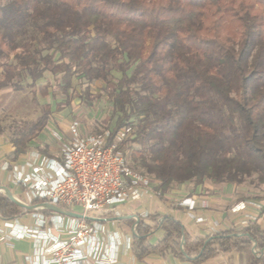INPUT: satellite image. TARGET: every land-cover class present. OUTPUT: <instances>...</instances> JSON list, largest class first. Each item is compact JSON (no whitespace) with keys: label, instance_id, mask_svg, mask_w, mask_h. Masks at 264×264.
I'll return each mask as SVG.
<instances>
[{"label":"trees","instance_id":"1","mask_svg":"<svg viewBox=\"0 0 264 264\" xmlns=\"http://www.w3.org/2000/svg\"><path fill=\"white\" fill-rule=\"evenodd\" d=\"M10 55L14 61H5ZM46 71L59 75L64 92L73 75L105 82L116 113L101 130L110 131L106 146L131 127L118 149L125 155L129 142L139 145L133 156L159 198L187 182L240 184L255 174L264 184V0H0V94L30 89L46 97L47 87L37 85ZM50 115L44 105L21 126L10 161ZM20 211L0 194L3 218ZM158 230L163 237L149 243ZM131 251L193 263L235 253L238 264H264V231L250 221L188 241L173 217L148 215L135 222Z\"/></svg>","mask_w":264,"mask_h":264},{"label":"built area","instance_id":"2","mask_svg":"<svg viewBox=\"0 0 264 264\" xmlns=\"http://www.w3.org/2000/svg\"><path fill=\"white\" fill-rule=\"evenodd\" d=\"M132 132L129 126L120 128L113 143L106 146L109 130L82 134L79 122L72 120L68 138L51 132L59 147L57 157L29 152L25 170L24 166L2 163L1 170L9 175L10 184L22 192L21 198L13 197L25 206L39 207L35 211L22 208L29 224L16 231L13 222L4 223L15 239L33 242L34 254H24L31 264H134L131 237L116 233L107 236L103 223L90 220L93 214L101 215L127 203H139L145 208L149 199L158 194L154 191L155 182L131 169L118 149L121 142L131 138ZM48 205L81 217L44 208ZM180 205L189 211L196 207L190 199ZM248 205L261 209L257 203L241 202L232 211L243 213ZM246 219L257 218L246 215ZM195 221L201 222L202 218L195 216ZM121 248L127 259L110 253Z\"/></svg>","mask_w":264,"mask_h":264},{"label":"crops","instance_id":"3","mask_svg":"<svg viewBox=\"0 0 264 264\" xmlns=\"http://www.w3.org/2000/svg\"><path fill=\"white\" fill-rule=\"evenodd\" d=\"M2 94V93H1ZM70 123V122H69ZM63 127L60 124L58 128L56 125L47 123V128L43 129L40 135L33 140L34 141H45L47 144H56V140L51 135V132H56L64 138H68V125ZM49 124L51 126L49 127ZM49 127V129H48ZM62 132V133H61ZM80 132L83 134L82 126H80ZM49 151L46 148H28L27 151L20 155L15 161H10L8 159L9 154L13 151V146L9 139H6L4 133L0 135V186H5L9 189L12 195L22 197L21 189H18L13 184L9 182V175L7 172L1 170V165L4 161H7L11 166H24L25 160L28 158V153L32 151H38L48 157H57V151ZM25 170V166H24ZM156 184V182H155ZM202 187V186H200ZM197 188V187H196ZM193 189L192 192L187 193L186 197H183L178 202H174L171 197L175 191L174 187H171L162 198L157 195H153L149 201L146 203L145 208L139 203H127L124 205L117 206L114 210L110 212H104L101 215L93 214L90 217L91 221H98L103 223L105 233L107 236L113 234L126 235L133 237V232L135 228V222L137 221L135 217L145 218L146 216L154 215H169L173 217L177 222H179L185 232L188 241H194L196 238H203L207 235H211L221 230H226L228 228L234 227L237 230L245 226L250 219H246V215L256 216L255 222L264 231V205L261 209H255L252 205H248L243 213L233 212V208L236 205H240L241 202L257 203L251 200L238 201L233 203L230 210L225 216L218 208L215 206L216 200H213L212 196L202 193V191ZM154 191L155 187H154ZM1 194V193H0ZM190 199L196 205L195 209L189 211L186 207L180 205V203L185 200ZM189 202V201H188ZM230 203V202H229ZM240 207V206H239ZM22 211V208H21ZM20 213L11 219H5L0 215V264H31L29 260H26L24 254L33 255L35 252V246L30 239H15L9 234V230L4 228V223L6 221L13 222L15 231L22 226L28 225L29 222L25 220V214ZM35 211V210H33ZM146 212V216H144ZM195 216L202 218L201 222L195 221ZM225 216V218H224ZM145 223L153 226L154 222L150 219H144ZM14 231V233H15ZM105 234V235H106ZM164 235L162 230L156 231L150 238L149 243L156 244ZM112 255L117 258L127 259L124 255L122 248L110 251ZM131 256L133 257L134 264H238L239 257L235 253H219V255L210 258L202 263H193L186 260L177 258L171 254L160 255L151 254L143 259H137L130 249Z\"/></svg>","mask_w":264,"mask_h":264},{"label":"rangeland","instance_id":"4","mask_svg":"<svg viewBox=\"0 0 264 264\" xmlns=\"http://www.w3.org/2000/svg\"><path fill=\"white\" fill-rule=\"evenodd\" d=\"M46 52L43 51L42 54L44 55ZM4 60L7 62L14 61L11 55ZM58 76L46 71L43 78L37 81L38 86L47 87L48 95L46 97L41 96L38 91L34 92L30 89L23 91L7 89L0 94V122L4 128L6 139L10 140L16 137L21 126L36 119L44 105L50 106L51 115L49 122L56 125L57 128V124H60L64 129V126L69 122L77 120L83 128L84 134H90L101 131L104 128L106 117L112 116L113 121L109 126L113 124L116 113L111 100L107 96L104 81L94 80L87 82L82 76L73 75L70 88L64 92ZM119 78L120 74L118 72L115 70L110 71L109 80L116 81ZM20 79L22 83H28L30 80L25 72L21 73ZM59 107L61 109H58ZM133 122L135 123V120ZM51 124H49V127ZM46 128L47 126L44 129ZM39 147L46 148L47 151H49V148L54 150L50 153L56 151L58 153L59 149L58 143L47 144L45 141H32L28 145L30 149ZM136 150H140L139 145L129 142L125 146V159L131 169L144 173L141 157L133 156ZM146 158L148 159V156ZM172 187L175 189L171 197L174 202H178L183 197H186L187 193L192 192L193 189L195 190L192 182L174 184ZM196 189L212 196L213 200L217 201L215 206L225 216H227L231 205L238 201L251 200L262 207L264 205V184H258L255 174L245 177L240 184H218L205 180L202 187H197Z\"/></svg>","mask_w":264,"mask_h":264},{"label":"water","instance_id":"5","mask_svg":"<svg viewBox=\"0 0 264 264\" xmlns=\"http://www.w3.org/2000/svg\"><path fill=\"white\" fill-rule=\"evenodd\" d=\"M0 193L3 194L8 199H10L11 201H13L20 208H24V209L27 208L29 210H38L39 209L38 206H25L24 204L18 202L13 197V195L11 194V192L9 191V189L7 187H5V186H0ZM44 208H47V209H49L51 211H54V212H57V213L65 214V215L70 216V217H75V218H80L81 217V215H78V214H74V213H71V212H64L60 208H58L56 206H52V205L45 206ZM137 220H138V218H137Z\"/></svg>","mask_w":264,"mask_h":264}]
</instances>
